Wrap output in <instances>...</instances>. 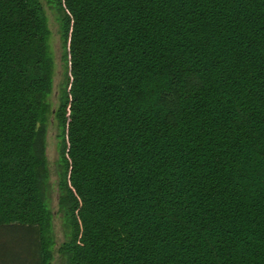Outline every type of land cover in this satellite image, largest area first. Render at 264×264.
I'll use <instances>...</instances> for the list:
<instances>
[{
    "label": "trees",
    "instance_id": "16d2710c",
    "mask_svg": "<svg viewBox=\"0 0 264 264\" xmlns=\"http://www.w3.org/2000/svg\"><path fill=\"white\" fill-rule=\"evenodd\" d=\"M0 0V264H264V0Z\"/></svg>",
    "mask_w": 264,
    "mask_h": 264
},
{
    "label": "rangeland",
    "instance_id": "374dc122",
    "mask_svg": "<svg viewBox=\"0 0 264 264\" xmlns=\"http://www.w3.org/2000/svg\"><path fill=\"white\" fill-rule=\"evenodd\" d=\"M42 5L44 7L46 16L48 18V25L51 32L49 46L50 51L53 56L54 60V78H53V91L49 97V101L53 107L57 106L58 103V94L60 90V85L63 79V72H62V62H61V40L59 34V25L57 22V16L53 9H51L45 0H41ZM57 129L55 124L51 121L48 125L47 130V138H46V158L48 163L49 169V197L51 199V209L52 212L55 214L53 224H54V238H55V248L53 252L54 259L52 264H62L59 256L57 254V248L63 243L65 240L62 223L59 217L56 215L57 210V198H58V187H57Z\"/></svg>",
    "mask_w": 264,
    "mask_h": 264
}]
</instances>
